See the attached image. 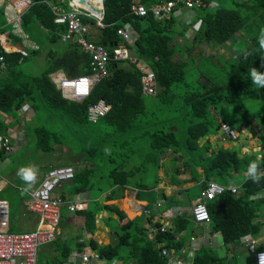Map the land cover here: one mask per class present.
I'll return each instance as SVG.
<instances>
[{"label":"trees","instance_id":"16d2710c","mask_svg":"<svg viewBox=\"0 0 264 264\" xmlns=\"http://www.w3.org/2000/svg\"><path fill=\"white\" fill-rule=\"evenodd\" d=\"M69 1L33 0L22 14V27L27 38L12 31V24L5 18L4 9L0 8V35L9 36L13 46L19 48L17 51L6 49L0 38V56H4L6 62V67L0 68V134L11 137L12 130L23 122L26 132L32 129L36 149L54 152L68 144L62 131L51 129L46 120L50 119L57 127L60 124L63 127L74 126L73 134L78 146L72 149L75 154L84 155L86 162L95 163L93 168L76 171L72 179L76 192L94 189L97 183L92 180L98 172L107 173L108 177L107 187H100L99 192L121 186L152 189L159 180L164 155L168 151L174 152L175 175H187L185 178L174 176V184L198 181L202 187L205 181L200 180V167L206 180L215 173L219 182L240 186L239 193L227 191L208 203L211 229L222 233L228 255L221 256L217 249L202 244L193 256H189L191 264H240L239 257L245 258V264H257L254 256L250 259L235 253L234 249L243 244L245 236L259 233L261 224L256 219L264 213V195L261 196L264 181L256 184L244 176L238 183L237 178L241 172H246L250 162L258 158L264 161V151L258 157L232 148L211 150V142L207 140L204 146H200L199 138L220 129L221 123L216 120L217 110L220 105L228 103L233 105L239 116V124H229L234 129L238 125L254 135L260 134L264 140V112L253 115L245 103L255 89L250 72L253 69L264 71V48L261 47V40L264 39V0H237L231 6L209 0L206 6L193 9L197 14L189 24L182 22V14L173 13L170 17L159 19L149 10L146 15H138L132 10L135 0H105L103 26H99L95 18L84 16L83 19L96 28L98 36L94 40L105 44L111 52L110 73L94 85L90 96L82 101L65 98L51 76L58 69H64L68 77L91 73L89 53L76 42L64 41L67 24L55 22L56 6L62 8L59 12H67L72 9ZM140 1L151 7L162 0ZM196 21H201L195 30L196 41L200 38L223 44L235 42L241 37L246 42L236 50L233 61L224 66L228 75L225 84H219L218 76H212L210 71L208 76L215 83L205 90L193 88L186 81L188 59H174L177 51L183 54L174 44L176 37L185 36ZM126 24L134 31V41L124 43L136 53L135 59H119L114 52L123 41L118 29ZM28 40L39 45H33V53H27L31 47ZM63 44L66 50L62 52L60 47ZM185 44L188 54H191V46ZM44 50H47L48 64L40 75L27 73L20 67L28 58L40 57ZM141 60L156 73L159 87L156 104L177 110L178 115L162 116L149 107L147 96L150 94L144 90L143 72L139 68ZM259 93L264 99V88ZM101 99L107 102L110 109L98 121H90L88 108ZM26 105L34 111L32 122L21 120ZM188 115L189 129L181 131L182 123L178 120ZM253 118L257 120L259 129L252 123ZM195 151H198L197 155H194ZM8 155L0 151L1 159H6ZM181 156L184 158L182 164L179 161ZM262 170L264 166L260 168ZM183 190L186 189H180V193ZM109 197L114 199L115 195L109 194ZM165 198L170 206L176 202L169 196ZM89 204L85 207L83 202L79 203L75 212L85 217V228L94 232L97 212L94 203ZM95 206L101 204L97 202ZM112 209L119 215V222L127 218L125 223L117 222L113 226L114 240L101 244L96 239H90L92 249L105 264L119 260L132 264H168L170 257L163 254V249L179 252L184 248L189 240L185 236L186 231L195 222L192 215L181 213L172 219L170 227L167 226L165 231L159 230L151 237L143 213L129 219L119 207L113 206ZM152 216H147L149 223L153 222ZM155 224L158 227L163 225L158 221ZM71 248L68 242L54 241L47 245L45 251H40L38 264H67ZM52 249L57 254H53ZM82 249L83 244H80Z\"/></svg>","mask_w":264,"mask_h":264},{"label":"built area","instance_id":"2783aa9c","mask_svg":"<svg viewBox=\"0 0 264 264\" xmlns=\"http://www.w3.org/2000/svg\"><path fill=\"white\" fill-rule=\"evenodd\" d=\"M92 0H70L71 10L59 12L56 8L55 22L67 24V31L63 34V40H74L86 52L89 53L91 61V73L74 77L61 78L58 87L61 89L65 98L82 101L90 96L94 85L110 73L111 52L103 43H98L90 37L91 24L84 21V16L92 17L97 20L99 26H103L101 17L91 8ZM105 0H100L98 4L103 7ZM209 0H162L161 2L147 7L140 1L132 4V10L138 15H146L151 10L155 17L159 19L170 17L173 13H180L184 9L193 12L194 8L206 6ZM33 3V0H16L6 6V15L13 26V32L23 38L27 34L22 27V14L26 8ZM211 3L217 4L216 1ZM7 7L11 8L7 11ZM190 12V13H191ZM192 14V13H191ZM10 15V16H9ZM123 42L133 43L134 31L130 25L126 24L118 29ZM115 55L119 59H126V49L117 46L114 49ZM6 62L4 56H0V68H5ZM139 68L143 72V86L146 93L156 95L159 87L156 81L155 71L146 63L140 62ZM110 106L104 99L90 104L88 116L90 121H98L105 116ZM222 140H239L237 131L227 122H222L220 127ZM13 142L10 136L0 134V151L10 153L13 150ZM264 173V170L261 171ZM75 168L70 165H59L51 167L44 175L39 186L33 189L31 195V209L39 214L41 223L34 230L30 231H12L9 228V204L0 202V264H38L39 252L45 244L52 243L57 238L58 228L62 218V207L66 203L61 196L55 195L58 185L64 181L74 178ZM201 195L198 201L192 207L191 215L196 223H211V215L208 209L209 201L216 198L224 192L231 191L234 194L240 192V186L235 184H223L217 179L205 180L201 187ZM264 193V192H263ZM262 193V194H263ZM162 202L158 203L161 206ZM68 208L75 211L78 206L76 202H69ZM144 214H150V210L143 207ZM156 221L149 223V236L154 237L161 230L165 231L166 225L158 227ZM194 251V250H193ZM193 251L190 255H193ZM186 252V248L178 252H170L163 249V254L170 257L168 264H191L190 260L181 254ZM179 254V255H177ZM255 261L257 264H264V248L255 252ZM97 257L91 252H83L80 255L78 264H97Z\"/></svg>","mask_w":264,"mask_h":264},{"label":"crops","instance_id":"0c3cea01","mask_svg":"<svg viewBox=\"0 0 264 264\" xmlns=\"http://www.w3.org/2000/svg\"><path fill=\"white\" fill-rule=\"evenodd\" d=\"M14 1L16 0H0V8L4 9V13H5L4 15L8 23L10 22L6 15V6L9 4V7H10V4H12ZM136 1H139V0H136ZM56 8L62 9L60 6H56ZM10 9L11 8L7 7V11H10ZM190 15H193V14L190 13ZM185 18L186 16L184 17L183 15V19ZM192 20L190 21L185 20L187 21L186 24L187 23L189 24L190 22H192ZM200 22L201 21H196V23L194 24L196 29H198V27L200 26ZM97 36H98V32L96 28L91 26L90 37L94 40L97 38ZM194 36H195V32H194L193 37ZM0 38H1V41H3L2 44L4 45L6 49L11 50V51L19 50L17 46H13L12 42L10 41V37L7 36L6 34L0 35ZM203 41L204 40H199V41L197 40L196 42L194 41L193 42L194 47H196L195 46L196 44H200ZM28 42H29L28 46H31V47L28 49L27 53L29 52L33 53L34 51L33 45L36 42L33 40H30V41L28 40ZM71 43H74V42H71ZM36 45L38 44L36 43ZM190 46L193 49V46L192 45ZM61 47H62L61 48L62 52L66 50L65 49L66 45L63 44L61 45ZM120 47L123 49H126V55L128 57H132L133 59L136 58V53L128 49L126 47V44L123 41H121ZM130 52H133V55ZM47 58H48L47 50L46 51L44 50L42 52V55L38 58H35L34 60H39V59L48 60ZM51 76L54 82L58 86V83L61 80V78H64L65 76H67V74L64 69H58L57 71L52 73ZM222 122H225V121L219 120V123H222ZM218 131H220V129ZM210 135H205L203 137H205L211 142V138L213 134H210ZM218 137L219 135L217 134L215 137V143H217ZM18 142L19 140H16L15 142H13V150L8 154L15 153L17 151L16 148L22 145V144L21 145L18 144ZM218 144H221V142L218 141ZM217 148L219 147L217 146ZM70 149L71 148H69L67 145L59 147L57 151L55 150L54 152H52V156L46 157L48 160H46V158L45 159L41 158L40 162L25 161L31 157V156H28L29 154H31V152L29 153L27 152V156L25 155L26 153L23 155L24 157L23 160L25 162L20 160V162L22 163V164L20 163V167L21 165L25 166L30 163L35 164L39 168V172L37 174V178L35 182L31 185L30 190L27 193L24 192V196H22L21 198L22 200L20 202L21 203L20 210L17 213H16V210L11 211V201H10L11 197H9V199L5 197L4 191L8 187H13L16 190H23L25 186L14 183L16 178L11 179L10 178L11 176H8V175L2 176V174H0V202L4 201L9 204L8 217H9V228L10 229H11L10 225H11L12 217L14 218V222L16 223V227L22 228L25 231L34 230L41 223V218L39 214L31 209L30 193L33 189L39 186L45 173L51 167L70 164L76 169V171H80L85 168L95 167V163H88L85 161L84 155L75 154V152H73ZM26 157H28V159ZM40 157H42L41 154H40ZM173 157H174V152L172 151H168L164 155L161 161L162 164L159 169V174H160L159 180L154 188L148 189V190L143 189V188L138 189V188L131 187V186H128V187L121 186V187H116V188H107V189H104L102 192L95 191V189H91L90 191L76 192V186H75V183L72 182V180L64 181L58 185L57 189L55 190L56 196H62L67 202L74 201L76 202V204L83 202L85 207L88 205V202H90L89 205L94 203L93 207L96 208V212H97L96 230L94 232H90L88 229L85 228V217L83 215L78 214L75 211H70L67 205H64L62 207L63 219H61V223H60V226L57 232V239L55 241L68 242V244L71 245L72 247L71 254L67 260V264H78L80 255L83 252H91L93 255L95 254L96 255L95 257H97V260H96L97 264H105L104 260L99 258L98 253L94 249H92L90 245V239L92 238L96 239L101 244H108L114 240V238L112 239V237H114L113 226H115L116 224L115 222H119V215L112 209L113 206H117L121 210L125 211L129 219H134L137 216H140L142 215V213H144L143 207H146L149 210L154 208V207L151 208L150 206H148V201L143 197L144 195L149 196V195L158 194L159 198L156 203L158 208H162L165 205V202H167V199L165 198V196H169L173 200L178 198V200H176V202H174L173 205H171V208H170L171 210L165 211V212L163 211L160 212L159 210H157V212L155 213L156 215L153 214V216L151 212L150 214H146V216L148 217L152 216L154 221L161 222L164 225L166 224V226L168 227L172 225V219L184 211V210L183 211H178V210L187 208V206L184 205V203H187L185 199L182 201V203H177L181 201L183 196H182V193H180V189H181L180 187L182 185L174 184L173 182L174 174L173 175L172 173L170 174L172 170L169 167L172 166V169H173V164H172ZM8 158L9 157H7L6 159L0 158L1 166L4 165L7 160H8L7 161L8 163L10 162V159ZM180 164H182V161L180 162ZM199 170L201 173V180L205 181L206 179H205V174L203 173V170L201 168ZM173 173H174V170H173ZM105 179L107 180V184H108L107 174L105 175V173L98 172L97 175H94V178L92 181L96 182L97 184H99L100 182L99 187H105L107 186V184L105 183ZM141 190L145 192H142ZM94 191H95V195H94ZM109 194L115 195L116 198L114 197V199H111L109 197ZM262 195H264V193L261 194V196ZM97 202H99L101 206H98V207L95 206ZM159 202H162L161 206H158ZM189 208L191 209L192 207H189ZM66 211L67 213H65ZM184 213H187V211L185 210ZM263 217H264V213L260 218L256 219L257 222H260L261 224L259 233L254 234V235L250 234V235L245 236L243 239V244L240 247H236L234 249L235 253L239 255H244L245 257H249L250 259H252V257L255 255V252L257 250L264 248V219ZM144 218H145L144 223L146 227H148L149 220L147 217H144ZM126 220L127 218H125L123 221L119 223L123 224L126 222ZM194 225L198 226L199 231L198 233H195L192 235L193 236L192 241H188V244L190 246V247L188 246L187 248L188 250L193 249L195 251L202 244H205L217 250L221 249L219 253L221 256L228 255L227 253L228 249H227V246L224 244L222 233L212 231L211 223L200 224V223L194 222ZM80 244H83L82 250H80ZM87 247L89 248L87 249ZM46 248H47V245L45 244L41 247V251H45ZM52 253L57 254L55 251H53V249H52ZM229 253H230L229 256H231L232 251H230Z\"/></svg>","mask_w":264,"mask_h":264},{"label":"rangeland","instance_id":"374dc122","mask_svg":"<svg viewBox=\"0 0 264 264\" xmlns=\"http://www.w3.org/2000/svg\"><path fill=\"white\" fill-rule=\"evenodd\" d=\"M212 1H216L222 5L231 6L237 0H212ZM191 13L193 15H190V12L188 10L184 9L181 13H178V14L184 15V17L186 16L185 19H181L183 23L184 22L186 23L187 21H190L192 19H193V21L195 20L194 18L196 17L197 12H191ZM185 20H187V21H185ZM189 29L190 30H187V33L185 36H177L176 40L174 41V44H176L178 46V48L181 49L183 52V54H182V53H180V51H177L174 59H176V60H178L180 58L182 60L188 59L187 65H186V69H187L186 81L193 88L199 87L201 90H205L206 87H210L212 84L215 83L212 81V78L210 76H208V73L211 71L212 76H214V77L218 76L217 82L219 84H225V82L227 81L228 75H227L226 68H224V66L230 64L233 61V56H235L236 50L240 49L243 45H245L246 42H245L244 38L238 37L237 39H235L236 40L235 42L233 40V41H228V42L223 43V44H219L217 41H207L205 39H202L204 41L200 44H196L195 45L196 47H194L193 42L194 41L196 42V40H194L193 35H194L196 28H195V26H193L192 28H189ZM197 40L199 41L200 38H198ZM185 43H188L189 47H190V45L193 46V49L190 51L191 54H188L189 49H186ZM61 48L62 47H60V50H61ZM184 48H185V50H183ZM130 53L133 55V52H130ZM34 58L35 57H33V56L28 58L26 61L22 62L20 67L22 69H24V71H26L27 73H30L33 75H40L45 70V68L47 67L48 62L46 59L34 60ZM181 90H183V89H181ZM259 91H260V89L255 87L254 91L245 100V103H246L248 110L253 115L256 113L264 112V99L261 98ZM157 99H158V97L156 95H148L147 96V102H148L149 107L154 108L157 111V113H160L162 116H176L179 114V111H177V110H171V109H167V107H165V106L157 105L156 104ZM217 112L219 115V116H216V117H218L216 119L217 121L219 119L221 121H226L230 124H239V116H238V114H237V112H236V110L232 104L226 103L224 105H220ZM189 118H190V115L183 116L182 119L178 120V122L182 123L183 128L181 131H185V130L188 131V129H189L188 126L190 125V124H188ZM21 120L22 121H30V122L34 121V111L32 108L28 107V105L25 106V113L21 117ZM46 122H48L47 125L50 126L51 129L62 131L61 133L63 134V138L67 141V144L69 147H71V149L74 147L76 148L78 146V143L76 141V136L73 134V131H75L74 126L66 125L63 127L60 124L59 127H57L58 125L56 123H54L53 121H50V119H47ZM252 123L255 125L256 128L259 129V125H258V122L256 119L253 118ZM235 130L237 131V133L239 135V140H226V141L222 140V136H221L220 131L214 130L213 136L211 138V147H212L211 150H218L219 148H222V147L223 148H232V149H236L239 153L255 154L256 156L260 157V155L264 151V140L261 139L260 134L254 135L251 131H249L247 129H241V126H238V125H237ZM78 134H79V132H78ZM217 134L219 135V137L217 138V143H215V137ZM11 137L13 138L14 142L16 140H19L18 144H20V145L22 144V145L18 146V148H16L17 151L15 153H11L8 155V157H9L8 159H10L9 163L7 162L8 161L7 160L4 165L1 166V164H0V174H2V176H7V175L11 176L10 177L11 179L16 178L14 183L27 187L25 182L17 174L18 170H19L18 168H21L24 166V165H21V167H20V163H21L20 160L24 161L23 155L26 153L25 155L27 156V152L28 153L31 152V154L28 155L31 157L29 159H28V157H26L28 160H25V161L40 162L41 158L45 159L46 157L52 156V152H43L42 150L36 149L35 138H34V135L32 133V129H29L26 132L23 122L18 124L12 130V136ZM207 140L208 139H206L205 137L199 138V145L204 146L206 144ZM218 141H220L221 144H218ZM217 146L219 148H217ZM74 152H76V151H74ZM33 154H35V155H33ZM40 154L42 155V157H40ZM197 154H198V151H195L194 155H197ZM46 160H48V159L46 158ZM132 160H134V159H132ZM179 161H180V158H179ZM181 161H183V158ZM172 164H173V162H172ZM169 168L172 170L170 172V174L172 173V175L174 174V176H177L180 178H185L187 176V175H181V176L175 175V173H173L172 166H170ZM199 169H200V167H198V170ZM106 174L107 173H105V175ZM213 174L214 175L210 179H217L218 181H220V179L217 178L218 177L217 174H215V173H213ZM239 175L240 176L237 179H238V183L239 182L241 183V181L246 177V172L243 171ZM149 177L152 178V175H150ZM107 179H108V177H107ZM105 183L107 184L106 179H105ZM99 184H100V182H99ZM99 184H96V186L94 188L95 191H98V188H100ZM180 184L182 185L180 188L186 189V190H183V192H182L183 198L181 199V201H179V203H182V201L185 199V201L187 203H184V205H186L187 208L181 209V210L179 209L178 211L184 210L182 212L184 214V212L186 210L187 213H185V214L191 215L192 208L190 209L189 207H193L195 202L198 201L199 196L201 195V190H202L201 184L198 181H194V182L193 181L192 182L182 181ZM105 187H107V186H105ZM88 191H90V190H88ZM95 191H94V195H95ZM141 191L145 192L143 190H141ZM4 192H5V195H4L5 197H7L8 199H9V197H11L10 198L11 211L16 210V213H17L20 210V204H21L20 202L22 200L21 199L22 196H24V191L23 190H16L13 187H8ZM143 197L148 201V206H150L151 208L154 207L153 209H150L151 214L156 215L155 213L157 212V210H159L160 212L161 211L165 212V211L171 210L170 209L171 206L168 202H165V205L162 208L157 207L156 203H157V200L159 198L158 194L157 195H149V196L144 195ZM174 200L176 201V200H178V198L174 199ZM65 213H67V211ZM144 216L147 217L145 214H144ZM115 223L117 224V222H115ZM10 227H11V230H13V231H25L22 228L16 227V223L14 222L13 217H12ZM198 231H199V228L197 225H194L193 227H188V229L186 231V235H185L189 239L188 241H192L193 240L192 235L195 233H198ZM112 239H113V237H112ZM185 246L188 247L189 244L187 243V245H185ZM88 248L89 247H87V249ZM220 250H217L218 253H220ZM186 251H188V250H186ZM175 252H176V250H175ZM178 253L180 254V251ZM179 254H177V255H179ZM94 256H96V255L94 254ZM189 256H190V253L188 254V257ZM244 259L245 258H243V257L237 258V260L240 264H245ZM250 262L253 263L252 261H250ZM113 264H132V263L119 260Z\"/></svg>","mask_w":264,"mask_h":264},{"label":"clouds","instance_id":"9594fccd","mask_svg":"<svg viewBox=\"0 0 264 264\" xmlns=\"http://www.w3.org/2000/svg\"><path fill=\"white\" fill-rule=\"evenodd\" d=\"M136 1V0H135ZM140 1V0H139ZM141 2V1H140ZM93 2H90L91 4V8H92V4ZM142 3V2H141ZM100 6V5H99ZM104 7V6H103ZM150 8V7H149ZM195 12V11H194ZM97 13V12H96ZM104 18V17H103ZM164 19V18H163ZM129 43V42H128ZM261 47L264 48V39L261 40ZM128 58V57H127ZM126 58V59H127ZM132 58V57H130ZM135 59V58H134ZM140 62H144L143 60H141ZM68 77V76H67ZM250 78H251V81H252V84L258 88V89H261V88H264V71H259V70H256V69H253L251 72H250ZM105 151H108L107 149ZM264 166V161H261L259 158L255 161H252L248 164L247 166V169H246V179L247 180H251L253 183H256V184H259L261 183V181H264V173H262L260 171V168ZM76 170V169H75ZM39 172V168L35 165V164H28V165H25L21 168H19L18 170V176L25 182V184L27 185V187H25L23 189V191L25 193H27L30 188H31V185L35 182L36 178H37V174ZM72 180V179H71ZM62 197V196H61ZM63 198V197H62ZM63 200L66 202L64 205H67L68 207V203L64 198ZM72 202V201H70ZM79 204V203H78ZM77 204V205H78ZM63 205V206H64ZM144 214V213H143ZM146 215V214H145ZM62 219V218H61ZM264 219V217H263ZM157 222V221H156ZM164 225V224H163ZM57 239V238H56ZM50 244V243H49ZM48 245V244H46ZM190 247V246H189ZM186 248V250H188L187 248L188 247H184ZM197 250V249H196ZM195 250V251H196ZM41 251V250H40ZM193 251V249H189L188 251L182 253L181 255L188 258V254ZM193 251V252H195ZM40 253V252H39ZM187 254V255H185ZM194 254V253H193ZM193 256V255H192ZM100 258V257H99ZM190 260V259H189Z\"/></svg>","mask_w":264,"mask_h":264},{"label":"water","instance_id":"95a60500","mask_svg":"<svg viewBox=\"0 0 264 264\" xmlns=\"http://www.w3.org/2000/svg\"><path fill=\"white\" fill-rule=\"evenodd\" d=\"M81 3H84L85 0H80ZM92 9L97 12L101 17H104V14H105V9L104 7H96V6H93L92 5ZM70 42H75V39L74 40H70ZM183 156L180 157V161L182 160Z\"/></svg>","mask_w":264,"mask_h":264},{"label":"bare ground","instance_id":"6f19581e","mask_svg":"<svg viewBox=\"0 0 264 264\" xmlns=\"http://www.w3.org/2000/svg\"><path fill=\"white\" fill-rule=\"evenodd\" d=\"M99 1H100V0H92L91 2H93V3H92L93 6L100 7L99 4H98Z\"/></svg>","mask_w":264,"mask_h":264}]
</instances>
